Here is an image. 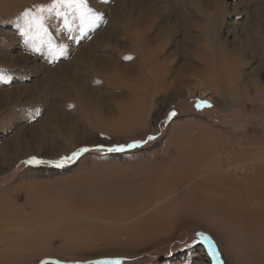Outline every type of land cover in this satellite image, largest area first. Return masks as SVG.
<instances>
[{"label": "rangeland", "instance_id": "374dc122", "mask_svg": "<svg viewBox=\"0 0 264 264\" xmlns=\"http://www.w3.org/2000/svg\"><path fill=\"white\" fill-rule=\"evenodd\" d=\"M6 8L0 13V53L15 57L24 52L28 60L8 67L0 64V89L26 85L32 93L46 75L57 85L58 78L50 74L53 68L71 61L105 28L116 30L119 44L102 34L95 40L103 45L100 52H110L125 63H131L133 56L141 66L134 34L154 38L157 28L168 23L170 28L155 40V46L163 48L160 62L177 69L194 58L202 70L178 77L169 74L158 83L147 71L146 86L134 78L118 81L112 72H91L87 97L70 84L57 89L46 81L41 99L0 110V146L19 129V138L24 139L20 152L0 168V264L116 260L120 264H217L204 237L214 243L222 264H264V152L232 159L236 152L264 145V97L256 87L250 92L257 97L242 99L238 81L234 84L238 94L224 100L228 76L216 67L217 90L216 85L206 89L200 80L206 65L198 60L209 54L217 64L220 49L234 44L243 26L254 34L256 25L264 22V0H86L84 6L15 0ZM29 9L26 22L23 13ZM111 12L119 20L108 26ZM139 16L150 21L138 25ZM258 38L261 41L262 36ZM262 45L260 51L244 46L237 56L240 74L257 68L249 75L260 86L264 85V41ZM135 103L142 106L134 115ZM53 105L59 109L55 120L46 118ZM127 108L130 112L124 116ZM38 138L44 139L42 145ZM136 141L145 142L128 147ZM119 146L123 150H108ZM81 148L88 151L70 161L62 159ZM209 153L224 158L220 171L210 175L207 183L195 177L130 221L114 222L98 215L61 219L51 212L68 203L81 206L93 197L139 203L148 197L152 181L182 182L193 172L185 169L187 163ZM32 157L52 163H26ZM201 186H207V192L197 190ZM170 201L177 203L179 215L187 211L209 215L207 223L181 220L177 230L159 240L123 238L122 228ZM6 234L16 236L11 246L6 245L11 238H3ZM22 240L30 246L15 252Z\"/></svg>", "mask_w": 264, "mask_h": 264}, {"label": "bare ground", "instance_id": "6f19581e", "mask_svg": "<svg viewBox=\"0 0 264 264\" xmlns=\"http://www.w3.org/2000/svg\"><path fill=\"white\" fill-rule=\"evenodd\" d=\"M15 0H0V13L7 11L6 8L7 4H13ZM124 5V4H123ZM123 9V8H122ZM122 18V17H121ZM116 20V16L114 13H110L109 16V24L108 26H111V24H114ZM150 19H145L144 16H139L136 18V24L144 25L145 22H149ZM166 23V22H165ZM248 28H250L247 25ZM170 28V24L167 23V25L161 26L157 28V33L154 38H150L149 36H143L142 34L135 33L134 39L138 42L137 49H139V54L142 56V65L140 66L137 62V59L133 58L132 56V62L131 63H125L122 62L120 59H116L112 53L110 52H100L101 46L98 43L95 42L97 40V37L104 34L105 39L107 40H113L117 44H119L116 39V30L109 29L110 31L103 33H99L96 36L92 37L91 41L87 43L86 45L81 46L77 52L72 57L71 61H69L67 64L54 67L52 72L50 73L52 77L58 78L59 82L57 85L53 84L54 82L49 81L48 76H44L43 80H38L36 83V86H34V91L30 90L29 86H23L18 85L16 87H8L4 89H0V110L11 107L14 104L23 102L25 104H29L31 102L36 101L37 99H41L40 97L43 95L44 91H42L44 88L43 86L46 85V81L50 83L54 88L56 87L61 88L65 87L68 84H70L76 91H80L83 96H89V89L91 88L88 81V76L90 73H99L102 75H107L110 72H112V75L114 78H116L118 81H122L123 79H137L142 82V84H147V77L145 76V73L148 71H151V79L154 83H158L162 81V78L164 79L167 75L178 77L181 73H187L190 72H199L202 69L197 66V61L194 60H184L178 65L177 69H172L168 64L160 62L159 56H162L163 48L161 45H156L157 42L156 37L161 36L164 31L168 30ZM254 28V27H253ZM243 33L242 35L238 36L239 38H235V42L232 45H227L226 47H222L219 51V62L216 64L214 63L213 58L208 54L207 57L203 59H198L205 63L206 68L205 72L202 73V77H200V80H202L203 85L206 89L210 90L215 85L217 90V84L219 83L220 79L216 74V67L219 68L220 72L225 73L228 77V86H227V96L224 97V100H229L231 98L232 94H238L237 87L234 88V84L238 81L241 84V94L242 99L248 101L253 100L255 97H257V94H253L250 92L253 88H259L261 90L262 97H264V85H259L257 82H252L253 79H251L250 75L251 73L257 72V68L253 69L251 72H247L248 75H245V73L238 71L239 70V58L237 57L240 52H242L244 46L246 48L255 49L260 51V48H263L262 41H264V22H261L259 25H256L254 29V34L249 29H246V27L243 26L242 28ZM111 31L113 32V35L110 34ZM9 35V34H8ZM258 36H262L261 41H259ZM255 38L257 40H255ZM98 42V41H97ZM103 42V41H102ZM145 42V43H144ZM110 44L109 41L106 43V46ZM136 46V45H135ZM146 46H153L152 49H146ZM106 48V47H105ZM107 49V48H106ZM159 50L158 54H155V50ZM148 50V51H145ZM155 54V55H154ZM201 56V55H197ZM155 59L156 62L154 61ZM17 60L26 62L28 60V55L26 53H19L18 56H11L10 54H4L0 53V64L3 66L10 65V63H15ZM158 61V62H157ZM9 63V64H8ZM261 67V65H259ZM4 67V68H5ZM135 75V76H133ZM259 80V79H258ZM113 81V80H112ZM192 81V80H191ZM121 83V82H120ZM128 85V84H127ZM208 85H211L209 87ZM239 85V84H238ZM146 86V85H145ZM129 87V86H128ZM138 88V87H137ZM235 91V92H233ZM204 93V91H203ZM201 92V97H205L204 94ZM32 94V95H30ZM98 97L100 98L102 95V92L97 93ZM39 95V98H38ZM37 96V97H35ZM46 97V96H45ZM43 100V99H42ZM140 103H135L132 110H136L135 112H132L131 114H134L137 112V109H141ZM54 107L53 111L48 112V116L46 118L55 120L58 117V110L57 105H53ZM127 108L123 114L124 116L130 112V109ZM135 117V116H134ZM131 119L132 121H136ZM44 118L42 121L46 120ZM137 119V118H136ZM130 120V121H131ZM70 127L67 128V130ZM22 132V129L18 130V133L12 136L7 142L0 146V168L3 166H6V163L8 161L9 156L15 157L20 150L19 145L21 146V143H24V139L19 138L20 133ZM37 132V131H36ZM43 138H38L37 142L42 145ZM256 150H262L264 152V145L259 147L252 146L251 149L248 152L242 151V152H236L232 157L235 158L234 160L244 158L246 156L250 155L252 156L253 153ZM224 157L222 156H214L209 153V156H204L198 161H189L187 165L185 166V169L193 170L192 175L188 177V179L183 180L182 182L175 183L174 181H168V182H160L159 180L152 181L150 183V190L147 194L148 197H145L143 201L139 203H135L133 201L128 202H106L105 200H102L98 197H93L89 199L86 203H84L81 206H76L73 203L65 204L64 207H56L55 209L51 210L53 215L58 216L61 219H71L73 216H79V217H93V216H103L104 218L111 219L114 222H127L130 221L133 217H138L140 213L144 212L146 209L153 207L156 202L161 199L165 198L171 194L176 193L178 190L181 189V187H185L187 184H189L193 178L197 177L198 179H202L207 183L210 178V175L212 176L215 172L220 171V160ZM165 183V185H164ZM174 183V184H172ZM197 190L201 192H207L208 187L207 186H201V188H197ZM222 192V191H220ZM37 197V196H36ZM37 205V204H35ZM177 203H173L172 201L168 202L163 208L157 211L151 212L148 216L144 218H136L138 220L132 221L127 227L122 228L124 231L123 238L125 239H143L144 237H150L153 240H159L160 238L164 236H168L167 233H171L178 229V226L180 224L181 220H184L188 223H193L194 225L197 224H206L208 221L207 217L203 213H197L194 211H187V213L178 214L176 209ZM209 218V217H208ZM22 220L25 218H21ZM179 222V223H178ZM183 227V224H182ZM120 228V227H119ZM121 229V228H120ZM136 230H138L140 233H137ZM30 234H27L26 236H29ZM4 239L11 238L10 241L7 242V246L10 245L13 239L16 238V236H11V234H6L3 236ZM28 237H25V240H27ZM22 240V242L17 246V248L14 250L15 252L19 251L21 247H28L30 246V243L27 241ZM6 242V241H5ZM69 242V240H67ZM66 242V243H67ZM12 245V244H11ZM10 245V246H11ZM67 245V244H66Z\"/></svg>", "mask_w": 264, "mask_h": 264}, {"label": "snow or ice", "instance_id": "6c2138e0", "mask_svg": "<svg viewBox=\"0 0 264 264\" xmlns=\"http://www.w3.org/2000/svg\"><path fill=\"white\" fill-rule=\"evenodd\" d=\"M57 3H61V4H64V3H68V4H80L81 6H84L86 4V0H56ZM41 8H43V6H40ZM89 11H91V9H89ZM31 12L32 10L29 9L27 11H25L23 13L24 17H25V20L27 22V19L28 17L31 16ZM26 35V33H25ZM126 59H131V57H126ZM201 103H207L206 101H202ZM210 106V105H209ZM175 113H171L170 116H174ZM149 139H153V137H149ZM145 141H136L134 142L132 145H128V147H135L137 144H140V143H144ZM100 147L101 149L103 148V145H100L98 146ZM109 151H117V150H123V146H119V147H114V148H111V149H108ZM88 151L87 148H81V149H78L76 152H73L71 157H64L62 158L63 160H71L73 157H78L80 154H82L83 152H86ZM26 163L28 164H46V163H52L51 161H44V160H39L37 159L36 157H32L29 161H27ZM57 166L60 167V166H63L62 164L60 163H57ZM200 236L204 237V233H199ZM204 239L208 240L209 242V251L210 253L213 255L214 259L217 260V264H222V262L220 261V257H219V253L217 251V249L215 248L214 246V243L210 240V238L208 237H204ZM95 264H120L119 260H116V261H108V262H105V261H97L95 262Z\"/></svg>", "mask_w": 264, "mask_h": 264}]
</instances>
